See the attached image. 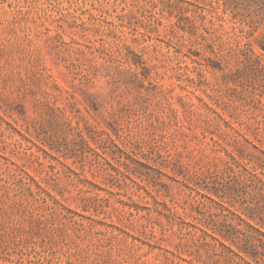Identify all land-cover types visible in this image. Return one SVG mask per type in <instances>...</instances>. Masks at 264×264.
<instances>
[{
  "label": "rangeland",
  "instance_id": "rangeland-1",
  "mask_svg": "<svg viewBox=\"0 0 264 264\" xmlns=\"http://www.w3.org/2000/svg\"><path fill=\"white\" fill-rule=\"evenodd\" d=\"M251 144L264 0H0V264H233L171 212Z\"/></svg>",
  "mask_w": 264,
  "mask_h": 264
},
{
  "label": "trees",
  "instance_id": "trees-1",
  "mask_svg": "<svg viewBox=\"0 0 264 264\" xmlns=\"http://www.w3.org/2000/svg\"><path fill=\"white\" fill-rule=\"evenodd\" d=\"M226 155L220 168L187 185L189 212L171 214L214 254L233 264H264V148L251 144Z\"/></svg>",
  "mask_w": 264,
  "mask_h": 264
}]
</instances>
